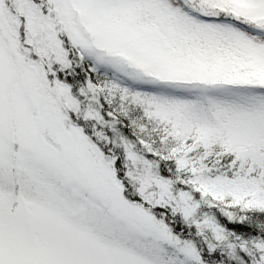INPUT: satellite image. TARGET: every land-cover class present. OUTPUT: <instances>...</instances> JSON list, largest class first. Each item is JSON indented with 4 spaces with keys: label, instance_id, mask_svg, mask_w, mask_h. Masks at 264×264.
I'll list each match as a JSON object with an SVG mask.
<instances>
[{
    "label": "snow or ice",
    "instance_id": "6c2138e0",
    "mask_svg": "<svg viewBox=\"0 0 264 264\" xmlns=\"http://www.w3.org/2000/svg\"><path fill=\"white\" fill-rule=\"evenodd\" d=\"M0 264H264V0H0Z\"/></svg>",
    "mask_w": 264,
    "mask_h": 264
}]
</instances>
